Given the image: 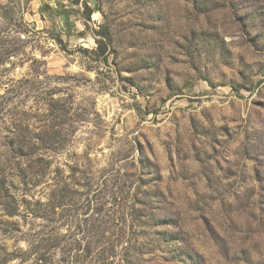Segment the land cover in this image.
<instances>
[{
	"label": "rangeland",
	"instance_id": "374dc122",
	"mask_svg": "<svg viewBox=\"0 0 264 264\" xmlns=\"http://www.w3.org/2000/svg\"><path fill=\"white\" fill-rule=\"evenodd\" d=\"M0 264H264V0H0Z\"/></svg>",
	"mask_w": 264,
	"mask_h": 264
},
{
	"label": "trees",
	"instance_id": "16d2710c",
	"mask_svg": "<svg viewBox=\"0 0 264 264\" xmlns=\"http://www.w3.org/2000/svg\"><path fill=\"white\" fill-rule=\"evenodd\" d=\"M74 3H79L80 0H72ZM82 7H83V10H82V17L86 20V21H90L91 20V15H92V8L88 5L87 2H84L82 4ZM95 35H98V36H101V37H104V39H101V38H95V41H96V48L94 50H92L93 53H95L98 57L101 58V60L104 62V63H107L108 62V53H107V48H108V41H109V35H108V32L106 29L104 28H100L96 31H94ZM93 235H96V233L94 232ZM96 241V240H95ZM30 245H32V243L30 242ZM37 245V244H36ZM38 246V245H37ZM81 246V245H80ZM81 247H79L78 249H80ZM86 252H92V249H91V246L90 244L88 245V247H83V251ZM32 252V249H30V253ZM110 252H112V248L110 249ZM75 254V253H74ZM42 256H45V253H40L38 255V259L41 258ZM73 257V255H72ZM44 258V257H43Z\"/></svg>",
	"mask_w": 264,
	"mask_h": 264
},
{
	"label": "crops",
	"instance_id": "0c3cea01",
	"mask_svg": "<svg viewBox=\"0 0 264 264\" xmlns=\"http://www.w3.org/2000/svg\"><path fill=\"white\" fill-rule=\"evenodd\" d=\"M57 1H59V0H57ZM62 1H64V0H62ZM89 4V3H88Z\"/></svg>",
	"mask_w": 264,
	"mask_h": 264
}]
</instances>
